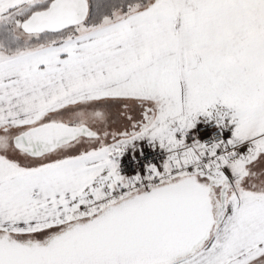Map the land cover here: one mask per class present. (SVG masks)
I'll return each instance as SVG.
<instances>
[{
	"label": "snow or ice",
	"instance_id": "obj_1",
	"mask_svg": "<svg viewBox=\"0 0 264 264\" xmlns=\"http://www.w3.org/2000/svg\"><path fill=\"white\" fill-rule=\"evenodd\" d=\"M0 264H264V0H0Z\"/></svg>",
	"mask_w": 264,
	"mask_h": 264
}]
</instances>
